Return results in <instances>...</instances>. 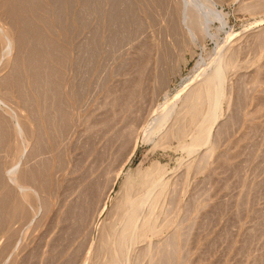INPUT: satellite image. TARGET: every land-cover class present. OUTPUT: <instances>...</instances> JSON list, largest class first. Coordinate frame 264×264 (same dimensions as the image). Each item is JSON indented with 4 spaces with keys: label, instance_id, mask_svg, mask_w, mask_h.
Segmentation results:
<instances>
[{
    "label": "rangeland",
    "instance_id": "1",
    "mask_svg": "<svg viewBox=\"0 0 264 264\" xmlns=\"http://www.w3.org/2000/svg\"><path fill=\"white\" fill-rule=\"evenodd\" d=\"M4 1L0 210L7 191L11 198L0 212V264H109L114 244L106 246L100 238L104 225L110 231L122 226L117 206L129 174L138 186L132 199L141 206L143 195L157 187L140 185L147 174L166 182L159 202L145 203L139 216L158 217L165 230L132 246L125 255L130 264H156L146 254L148 246L167 244L165 264H264V0H38L41 8L28 0L33 7H23L24 17L33 20L28 29L36 21L47 42L55 43L44 50L58 46L54 56L41 46L49 62L44 66L32 58L40 44L27 27L29 43L19 47L23 26L8 16ZM226 54L234 66L227 71L226 97L213 127V152L207 156L208 144L189 152L184 145L198 121L183 118V97ZM18 66L20 84L10 81ZM37 66L39 83L33 79ZM52 67L60 69V83L58 76L50 79L57 75ZM169 105L175 111L167 125L148 139L145 128ZM16 199L26 200L28 214L13 219L9 208Z\"/></svg>",
    "mask_w": 264,
    "mask_h": 264
},
{
    "label": "bare ground",
    "instance_id": "2",
    "mask_svg": "<svg viewBox=\"0 0 264 264\" xmlns=\"http://www.w3.org/2000/svg\"><path fill=\"white\" fill-rule=\"evenodd\" d=\"M9 1V0H8ZM7 0L6 1H4V3L6 2V4H5V7L8 9L7 11H9V13H8V16H12V18H14L16 21H18V22H20L21 23V27H22V32L20 33V34H18V36H17V40L16 41H19V47H20V42L23 44L22 46H24V42L26 43L27 41V43H29V40H27L26 39V37H27V34H26V27H27V29H28V22H29V19L27 20V18H25L24 17V12L25 11H27L26 9L24 10V8L23 7H25L24 6V4H26V7H27V3H30V1H31V3H32V1H34V0H30L29 2H27L26 3V1H28V0H11V1H9L8 2ZM72 2H73V0H71ZM87 1V0H86ZM36 2V1H35ZM89 2V1H88ZM87 2V3H88ZM30 3V4H31ZM34 3V2H33ZM37 3H38V0H37ZM37 3L36 4H32V6H34V5H37ZM58 3V2H57ZM90 3V2H89ZM88 3V4H89ZM39 4L40 3H38V5H37V7L39 6ZM29 5V4H28ZM64 5V4H63ZM263 5V4H262ZM41 6H42V4H41ZM41 6H39L40 8H41ZM259 6V5H258ZM29 7H31V5H29L27 8H29ZM34 7H36V6H34ZM133 7V6H132ZM5 8V9H6ZM91 8V7H90ZM118 8V7H117ZM31 9H33V7H31ZM127 9H128V7H127ZM30 10V9H29ZM29 10H28V12H26V14L27 13H30L29 12ZM37 10V9H36ZM40 10V9H39ZM58 10H61V9H58ZM6 11V10H5ZM6 11V12H7ZM62 11H63V9H62ZM35 12V10H33V13ZM38 12V11H37ZM36 12V13H37ZM29 15V14H28ZM31 15H32V13H31ZM31 15H29V16H31ZM61 15H63V14H61ZM115 15V14H114ZM120 15H123V14H121L120 13ZM11 16H10V18H11ZM37 16V15H36ZM43 16V15H42ZM41 16V17H42ZM33 17V16H32ZM31 17V18H32ZM39 17V16H38ZM117 17V16H116ZM125 17V16H124ZM45 18V17H44ZM82 18V17H81ZM126 18V17H125ZM13 19V20H14ZM41 19V18H40ZM119 19V18H118ZM121 19V18H120ZM12 20V21H13ZM31 21H33L32 19H30ZM46 20V19H45ZM63 20V19H62ZM126 20V19H125ZM13 22H15V21H13ZM18 22H17V24H18ZM36 22V21H35ZM35 22H33L34 23V25H35V27L34 28H32L31 26L32 25H30L29 24V26L31 27H29V29H28V31L30 30L31 31V35L30 36H35V41H37L39 44H40V47L39 48H37L36 47V45H32L31 47H36L37 49H33L34 51H32V50H29V51H32L33 52V54H31L33 57V59L36 61V63L39 65V66H44V64H43V62H45V60L47 59V57H46V59L44 58V56H43V51H41V46H43V48H42V50H44V47H45V45H46V47L48 46H53V44H55V43H50L51 41H52V37L50 38V37H48V40L49 39H51V40H49V42H47V34H41L42 33V31L43 30H41V32L37 29L38 28V26L36 27V25L38 24H35ZM132 22V21H131ZM16 23V22H15ZM31 23V22H30ZM80 23V22H79ZM85 23V22H84ZM47 24H48V22H47ZM52 24V23H51ZM127 24H128V22H127ZM12 25H15L14 23L12 24ZM49 25H50V22H49ZM130 25V24H129ZM17 26V25H16ZM20 27V28H21ZM51 27H53V25L51 26ZM126 27V26H125ZM130 27V26H129ZM135 27V26H134ZM19 28V27H18ZM19 28V29H20ZM1 29V28H0ZM40 29V28H39ZM53 30V29H52ZM118 30V29H117ZM21 31V30H20ZM27 31V32H28ZM45 31V30H44ZM119 31V30H118ZM18 32V31H17ZM30 33V32H29ZM44 33H46V32H44ZM113 33V32H112ZM118 33V32H117ZM122 33V32H121ZM33 34V35H32ZM261 34V33H260ZM26 35V36H25ZM43 35H47L46 36V38L43 36ZM121 35V34H120ZM120 35H119V38H120ZM7 36V35H6ZM29 36V35H28ZM33 39H34V37H32ZM113 38H114V35H113ZM12 39V38H11ZM29 39V38H28ZM122 39V38H121ZM128 39V38H127ZM126 39V40H127ZM15 40V39H14ZM26 40V41H25ZM130 40V39H129ZM15 41V42H16ZM54 41V40H53ZM9 42H12L10 39H9ZM18 43V42H17ZM46 43V44H45ZM120 43V42H119ZM10 44V43H9ZM38 44V45H39ZM57 44V43H56ZM59 44V43H58ZM92 44V43H91ZM10 45H12V44H10ZM9 45V46H10ZM28 45V44H27ZM30 45V44H29ZM60 45V44H59ZM118 45V44H117ZM9 46H8V48H9ZM61 46H62V44H61ZM30 47V48H31ZM54 47V46H53ZM56 47H58L57 45H56ZM56 47H55V49H56ZM63 47V46H62ZM22 48V47H21ZM24 48H26V47H24ZM9 49H11V48H9ZM32 49V48H31ZM53 49V48H52ZM52 49L51 50H49V48H48V50H44V51H48V53H49V51H51V54H52ZM55 49H53V51H55ZM58 49V51H60L62 48H57ZM68 49V48H67ZM63 50V49H62ZM62 50H61V52H62ZM25 51V50H24ZM65 51V50H64ZM97 51V50H96ZM68 52H70L69 50H68ZM88 52V51H87ZM93 52V51H92ZM91 52V53H92ZM12 53V52H11ZM48 53L46 52V54L48 55ZM57 53V52H56ZM9 54V53H8ZM30 54V53H29ZM50 54V55H51ZM58 54V53H57ZM57 54H56V56H55V58L57 57ZM97 54V53H96ZM11 55V54H10ZM45 55V54H44ZM50 55H49V58H50ZM53 55V54H52ZM55 55V54H54ZM53 55V56H54ZM59 55L61 56V53H59ZM79 55V54H78ZM83 55V54H82ZM221 55V54H220ZM27 56V55H26ZM30 56V55H29ZM64 56H65V52H64ZM94 56V55H93ZM63 57V56H62ZM84 57V56H83ZM6 58H7V56H6ZM54 58V57H53ZM54 58V59H55ZM59 58V56L57 57V59ZM61 58V57H60ZM60 58L58 59L59 61H60ZM63 58H65V57H63ZM30 59V58H29ZM51 59V58H50ZM5 60V59H4ZM58 60H55L56 61V63H57V61ZM64 60V61H63ZM63 60H61V61H63V62H65V59H63ZM23 61H24V59H23ZM26 61V60H25ZM47 61V60H46ZM59 61H58V65L60 64L59 63ZM82 61V60H81ZM17 62V61H16ZM27 62H30L29 60L27 61ZM27 62H25V63H27ZM48 62V61H47ZM67 62V61H66ZM69 62V61H68ZM22 63V62H21ZM31 63V62H30ZM49 63V62H48ZM82 63V62H81ZM214 63V67H213V69L211 70V72L205 77V76H203L204 78H203V80L201 81L200 80V82H198L196 85H195V87H192V89L188 92V94L186 95V97L184 96L183 98H185V100H184V106H183V108H184V110H183V118L184 119H189V121L190 122H197L198 121V130H196L197 132L194 134V136H193V139H192V141L190 142V143H188V144H186V145H184V147H186L188 150H189V152H192V153H194V152H198L199 151V149L201 148V146H203L204 144H208L209 146H210V148L208 149V151L206 152V154H207V156H209L210 157V154L213 152V144H212V141H211V138H212V132H213V127H214V124H215V122L221 117V108H222V100L226 97V75H227V71L230 69V68H232L233 66H234V62H233V60L231 59V56H227V54L224 56H218V58H216L215 59V61L213 62ZM16 64V63H15ZM19 64V63H18ZM24 64V63H23ZM22 64V65H23ZM17 65V64H16ZM25 65H27V64H25ZM35 65V64H34ZM50 65V64H49ZM61 65L63 66V63H61ZM60 65V66H61ZM78 65V64H77ZM81 65V64H80ZM14 66V65H13ZM39 66H37V69L36 68H34V71H36V72H33V79L37 82V83H39V81H40V78H42L41 77V72L42 71H40L41 69H39V68H41V67H39ZM47 66V65H46ZM57 66V65H56ZM20 67H21V64H20ZM20 67L18 66V68H19V72H18V70L16 71V73L14 74V77H11L10 78V81H13L14 79L16 80L15 82H19L18 84H20L21 83V76H20V74L19 73H21L20 72ZM36 67V66H35ZM54 67V66H53ZM52 67V68H53ZM15 68V67H14ZM13 68V69H14ZM22 68V67H21ZM50 68V67H49ZM23 69V68H22ZM29 69H30V67H29ZM45 69V68H44ZM54 69V68H53ZM56 69H58V67H56ZM77 69V68H76ZM55 70V69H54ZM54 70H52V72H50V70H49V73H50V75H48V76H51V73H53V71ZM58 70H60V69H58ZM58 70H55L54 72L56 73V71L58 72ZM82 70V69H81ZM43 71H45V70H43ZM210 71V70H209ZM46 72V71H45ZM60 72V71H59ZM64 72V71H63ZM82 72V71H81ZM44 73V72H43ZM42 73V74H43ZM47 73H48V71H47ZM57 74V73H56ZM64 74V73H63ZM63 74H61V72H60V76L62 77V75ZM10 74H8V76H9ZM13 75V74H12ZM54 75V76H53ZM53 75H52V77H50V79L51 78H53V77H57V79H55L56 81V83H60V82H58V80L60 79L59 78V73L57 74V75H55L54 73H53ZM32 76V75H31ZM43 76V75H42ZM44 77V76H43ZM28 80V79H27ZM52 80H54V78L52 79ZM46 81V80H45ZM60 81H61V79H60ZM63 81V80H62ZM6 82V81H5ZM9 82V81H8ZM4 83V82H3ZM36 83V84H37ZM41 83V82H40ZM46 83V82H45ZM53 84L52 85H54V86H56V83H54V82H52ZM7 84V83H6ZM9 84V83H8ZM32 84V83H31ZM50 84H51V81H50ZM49 84V85H50ZM81 84V83H80ZM5 85V84H4ZM27 85H28V83H27ZM42 85V84H41ZM41 85H39V86H41ZM59 85V84H58ZM57 85V86H58ZM63 84H61V86H62ZM17 86V85H16ZM33 86V85H32ZM57 86H56V89H58L57 88ZM82 86V85H81ZM8 87V86H7ZM19 87V86H18ZM20 87H22V85H20ZM27 87V86H26ZM38 87V86H37ZM43 87V86H42ZM6 88V87H5ZM39 88V87H38ZM23 89V88H22ZM35 89H37V88H35ZM41 89V88H40ZM81 89V88H80ZM53 91H56L54 88L52 89ZM78 90V89H77ZM22 91V90H21ZM51 91V90H50ZM59 91H60V89H59ZM23 92H24V89H23ZM32 92V91H31ZM49 92V91H48ZM58 92V91H57ZM42 93V92H41ZM40 93V94H41ZM56 92H54V94H55ZM59 93V92H58ZM58 93L56 94V96L55 97H58ZM79 93V92H78ZM1 95V94H0ZM24 95H25V93H24ZM51 95V94H50ZM2 96V95H1ZM25 96H27V95H25ZM59 96H61V95H59ZM3 97V96H2ZM22 97V96H21ZM32 97V96H31ZM44 97V96H43ZM52 97V96H51ZM62 97H64V96H62ZM79 97V96H78ZM9 98V97H8ZM11 98V97H10ZM26 98V97H25ZM25 98H23V99H25ZM34 98V97H33ZM81 98V97H80ZM21 99V98H20ZM60 99V101L62 102V100L64 101V99L62 98V100H61V98H59ZM127 99V98H126ZM2 100V99H1ZM26 100H27V98H26ZM34 100V99H33ZM56 100H58V99H56ZM69 100V99H68ZM115 100V99H114ZM32 101V100H31ZM59 101V102H60ZM125 101V100H124ZM24 102H25V100H24ZM23 102V103H24ZM34 102V101H33ZM49 102H51V101H49ZM61 102L59 103V104H61ZM65 102V101H64ZM68 102V101H67ZM63 104V103H62ZM65 104V103H64ZM64 104H63V106H64ZM25 105V104H24ZM32 105V104H31ZM30 105V106H31ZM34 105V104H33ZM57 105V104H56ZM69 105V104H68ZM173 105V104H172ZM61 107H62V109H63V106L62 105H60ZM176 106V105H175ZM33 107V106H32ZM37 107V106H36ZM36 107H35V110H36ZM66 106H64V109H66L65 108ZM164 107V106H163ZM24 108V107H23ZM52 108V107H51ZM56 108V110H58V108L57 107H55ZM60 108V107H59ZM31 109V108H30ZM33 109V108H32ZM49 110V109H48ZM53 111V110H52ZM175 110H174V107L173 106H170L169 105V107H165L164 109H163V111L159 114V115H157V116H154L155 118L153 119V120H151L152 121V124L150 125V123L147 125V126H151L149 129H148V127H146L145 128V131L146 132H148V139L149 138H151L153 135H155V134H157V133H159L164 127H165V125H167V122L170 120V117L172 116V114H173V112H174ZM35 112V111H34ZM54 112V111H53ZM62 112V111H61ZM71 112V111H70ZM32 113V112H31ZM48 113H50V111L48 112ZM35 114V113H34ZM68 114V113H67ZM31 115H33V113L31 114ZM52 115V114H51ZM51 115H49V116H51ZM54 115V114H53ZM52 115V116H53ZM66 115V114H65ZM64 115V116H65ZM70 115V114H69ZM46 116H47V114H46ZM67 116V115H66ZM71 116V115H70ZM33 117V116H32ZM34 117H35V115H34ZM60 117V116H59ZM58 117V118H59ZM62 117H63V115H62ZM36 118V117H35ZM47 118V117H46ZM52 118V117H51ZM66 118V117H65ZM37 119V118H36ZM53 119V118H52ZM68 119V118H67ZM17 120V119H16ZM112 120V119H111ZM38 121V120H37ZM49 121V120H48ZM101 121V120H100ZM1 122H2V120H1ZM3 123H4V121H3ZM6 123V122H5ZM48 123H50V122H48ZM115 123V122H114ZM18 124V123H17ZM39 124V123H38ZM2 125V124H1ZM67 125V124H66ZM63 126V125H62ZM64 126H65V124H64ZM181 126V125H180ZM41 127V126H40ZM60 127V126H59ZM70 127V126H69ZM110 127V126H109ZM112 127V126H111ZM183 127V126H182ZM8 128V127H7ZM51 128V127H50ZM67 128V127H66ZM3 129H5L6 130V128H3ZM53 129V128H52ZM184 129L185 128H182L180 131L181 132H184ZM23 130V129H22ZM55 130V129H54ZM69 130H70V128H69ZM144 130V129H143ZM178 130V129H177ZM176 130V131H177ZM8 131H10L9 130V128H8ZM20 131V130H19ZM39 131V130H38ZM166 131V130H165ZM164 131V132H165ZM173 131V130H172ZM170 132L171 134H174V132ZM5 132V131H4ZM21 132V131H20ZM31 132V131H30ZM66 132V131H65ZM120 132V131H119ZM163 132V133H164ZM9 133V132H8ZM40 133V132H39ZM51 133H52V131H51ZM117 133V132H116ZM145 133V132H144ZM162 133V132H161ZM4 134V133H3ZM65 134V133H64ZM5 135V134H4ZM40 135V134H39ZM100 135V134H99ZM146 135V133L144 134V136ZM128 136V135H127ZM7 137V136H6ZM41 137V136H40ZM39 137V138H40ZM154 137V136H153ZM152 137V138H153ZM145 138H146V136H145ZM38 139V138H37ZM88 139V138H87ZM5 140V139H4ZM40 141V140H39ZM43 141V140H42ZM41 142V141H40ZM44 142V141H43ZM96 142V141H95ZM3 144H5V142H3ZM44 145V144H43ZM42 145V147L43 148H46V147H44ZM92 146V145H91ZM87 147V146H86ZM38 148V147H37ZM136 148V147H135ZM39 149V148H38ZM101 149V148H100ZM137 149V148H136ZM135 150V149H134ZM40 151V150H39ZM43 152V151H42ZM135 152V151H134ZM37 153H38V151H37ZM46 153V152H45ZM42 154H44V153H42ZM48 154V153H47ZM205 154V155H206ZM40 155V154H39ZM46 155V154H45ZM35 155L33 154V157H34ZM44 157V156H43ZM85 157V156H84ZM107 157V156H106ZM40 158V157H39ZM32 159V158H31ZM33 159H35V158H33ZM37 159V158H36ZM41 159V158H40ZM39 159V160H40ZM30 160V159H29ZM45 160V159H44ZM46 160H47V158H46ZM206 160V159H205ZM42 162V161H41ZM102 162V161H101ZM34 163V162H33ZM46 163V162H45ZM47 163H48V161H47ZM80 163V162H79ZM78 163V164H79ZM32 164V163H31ZM0 165H2V164H0ZM38 165H41V164H38ZM48 165V164H47ZM46 166V165H45ZM201 166V165H200ZM2 167V166H1ZM20 167V166H19ZM35 167V166H34ZM47 167V166H46ZM80 167V166H79ZM97 167V166H96ZM99 167V166H98ZM17 168V167H16ZM38 168V167H37ZM42 168H43V166H41V170H42ZM83 168V167H82ZM48 169V168H47ZM99 169V168H98ZM1 170V169H0ZM14 170H15V168H14ZM13 169L12 170H10V171H12V173H13V171H14ZM25 170V169H24ZM30 170V169H29ZM38 170V169H37ZM74 170V169H73ZM81 170V169H80ZM90 170V169H89ZM106 170V169H105ZM23 171V170H22ZM39 171V170H38ZM46 171V170H45ZM121 171V170H120ZM15 172V171H14ZM0 173H1V171H0ZM3 173V172H2ZM20 173H22V172H20ZM28 173V172H27ZM43 173H44V170H43ZM10 174H11V172H10ZM40 174V173H39ZM126 174H128V173H126ZM23 175V174H22ZM45 175V174H44ZM4 176V175H3ZM31 176V175H30ZM29 176V177H30ZM37 176V175H36ZM126 176H128V179H127V181H126V186H125V194H124V196H123V199L118 203V206H117V209H118V211H120L121 213H123V222H122V226L120 227V229L119 230H115V229H113V230H109L110 228L107 226V225H104V227H103V232H102V237L100 238L101 239V241H100V243L102 242V244H104V245H106V246H108L109 244H111V243H113L114 245H111V248H112V246H113V248L111 249L110 247H109V251H111V256H110V260H109V264H130L129 263V261H126L125 260V255L127 254V253H129V251H130V249L132 248V246H134V245H136V244H138L140 241H142V240H145L147 237H148V235L149 234H153V235H159L160 233H162L164 230H165V226H163V225H161L160 223H158V221H157V218H155V217H153L151 214L150 215H148V216H146V218L144 219V220H139V216L142 214V212L144 211L143 210V206H145V203H150V205H152V204H156L157 202H159V200L161 199V197H162V195H163V193H164V191H165V188H166V182H164L163 180H159V179H156L155 177H153L152 176V174H147L145 177H144V179H143V182L142 183H140V185H142V186H147V184L149 185L150 183H155V185H157V187L155 188V190H152V193H150V194H148V195H146V193H145V195H143V198L145 199V203L144 202H142V203H144V205H139L140 203H139V201H138V203L137 202H134V201H136V200H133L132 199V197H133V195H134V192L136 191V188H138V186L135 184V182H134V180L131 178V174H129V175H126ZM43 177V176H42ZM100 177V176H99ZM45 178V177H44ZM86 178V177H85ZM30 179H31V177H30ZM83 179V178H82ZM27 180H29V178L27 179ZM32 180V179H31ZM1 181H3V180H1ZM13 181V180H12ZM30 181V180H29ZM26 182V181H25ZM4 183V182H3ZM22 183V182H21ZM30 183H31V181H30ZM101 183V182H100ZM115 183V182H114ZM74 184V183H73ZM21 185V184H20ZM8 185H6V187H7ZM22 186H24V185H22ZM113 186V185H112ZM21 187V186H20ZM3 188V187H2ZM14 188V187H13ZM22 188V187H21ZM97 188V187H96ZM112 188V187H111ZM110 188V189H111ZM6 189H8V187L6 188ZM10 189V188H9ZM31 189V188H30ZM14 190V189H13ZM25 190H27V188L25 189ZM36 190V189H35ZM97 190V189H96ZM112 190V189H111ZM7 191V190H6ZM6 191H5V193H6ZM23 191V190H22ZM87 191V190H86ZM9 192H11V191H7V194H5L4 196H5V199H4V203H2L3 205V207L1 208V210L3 209H8V203H9V198H11L10 197V194H9ZM15 192V191H14ZM81 192V191H80ZM93 192V191H92ZM85 193V192H84ZM94 194V193H93ZM95 195V194H94ZM12 196V195H11ZM2 197V196H1ZM25 198H27V199H29L30 197H29V195H26L25 196ZM33 198V197H32ZM106 198H107V196H106ZM3 199V198H2ZM1 200V199H0ZM25 200V199H24ZM24 200H21V201H18V199H16V203L13 201V204L15 203V205H13V208L10 206V208H9V215H8V217H13L14 215L16 216L17 215V213L19 214L20 213V215H22L21 213H26V214H28L27 213V211H26V206H25V201ZM73 200V199H72ZM97 200V199H96ZM12 201V200H11ZM18 201V202H17ZM2 202V201H1ZM64 202V201H63ZM81 202V201H80ZM97 202V201H96ZM12 203V202H11ZM87 203V202H86ZM106 203V202H105ZM12 205V204H11ZM30 205V204H29ZM82 205H84V204H82ZM86 206V205H85ZM1 210H0V212H1ZM88 210V209H87ZM148 210H149V208H148ZM5 211V210H4ZM8 212V211H7ZM94 212V211H93ZM2 213V212H1ZM0 213V214H1ZM78 213V212H77ZM101 213V212H100ZM144 213V212H143ZM148 213V212H147ZM25 214V215H26ZM31 214V213H30ZM99 214V213H98ZM4 217V216H3ZM6 217V216H5ZM26 217V216H25ZM24 217V218H25ZM141 218V217H140ZM13 219H14V217H13ZM16 220H18V219H16ZM67 220V219H66ZM5 221V220H4ZM20 221V220H19ZM68 221V220H67ZM73 222V221H72ZM6 224V223H5ZM113 225V224H112ZM3 226H5V225H3ZM112 227V226H111ZM115 227V226H114ZM68 228V227H67ZM75 228H76V226H75ZM79 228V227H78ZM5 229V228H4ZM12 229V228H11ZM71 229V228H70ZM7 230V229H6ZM65 231V230H64ZM74 232V231H73ZM12 234H13V232H12ZM11 237V236H10ZM79 237V236H78ZM15 238V237H14ZM10 240V239H9ZM73 240V239H72ZM71 241V240H70ZM101 245V244H100ZM69 246V245H68ZM102 246V245H101ZM159 246V245H158ZM168 244L167 245H165L164 247L163 246H159V247H157L156 249H153L152 248V245L151 246H148V248H147V250H146V254L148 255L149 254V256L151 257V260H153V259H156V264H165V262H167L168 260H169V258H170V253L165 249V248H168ZM103 248V247H102ZM154 248H155V246H154ZM63 249V248H62ZM78 249V248H77ZM132 250V249H131ZM77 251V250H76ZM132 252V251H131ZM60 253V252H59ZM141 255V254H140ZM129 257V256H128ZM141 258H142V256H140ZM72 258V257H71ZM109 258V257H108ZM140 258V259H141ZM71 260V259H70ZM68 261V260H67ZM158 261H159V263H158ZM167 264V263H166Z\"/></svg>",
    "mask_w": 264,
    "mask_h": 264
}]
</instances>
